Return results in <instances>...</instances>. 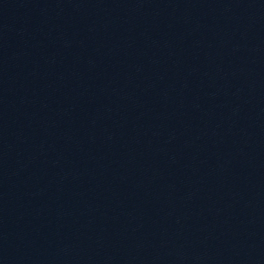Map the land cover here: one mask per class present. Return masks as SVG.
<instances>
[{
	"label": "water",
	"instance_id": "95a60500",
	"mask_svg": "<svg viewBox=\"0 0 264 264\" xmlns=\"http://www.w3.org/2000/svg\"><path fill=\"white\" fill-rule=\"evenodd\" d=\"M0 264H264V0H0Z\"/></svg>",
	"mask_w": 264,
	"mask_h": 264
}]
</instances>
